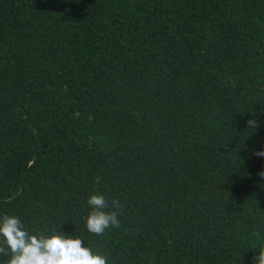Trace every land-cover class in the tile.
Masks as SVG:
<instances>
[{"label": "trees", "instance_id": "1", "mask_svg": "<svg viewBox=\"0 0 264 264\" xmlns=\"http://www.w3.org/2000/svg\"><path fill=\"white\" fill-rule=\"evenodd\" d=\"M260 150L264 0H0V218L108 264H253Z\"/></svg>", "mask_w": 264, "mask_h": 264}, {"label": "clouds", "instance_id": "2", "mask_svg": "<svg viewBox=\"0 0 264 264\" xmlns=\"http://www.w3.org/2000/svg\"><path fill=\"white\" fill-rule=\"evenodd\" d=\"M247 127L255 129V119L247 121ZM254 156L264 157V150L254 151ZM264 177V171L258 173ZM100 182V177L95 183ZM91 208L86 217V229L89 233L103 236L110 227L121 226L118 219L122 206L117 199L109 201L99 191L87 201ZM0 255H9L7 264H108L107 258L99 252H93L90 245L84 246L80 236H68L53 228L50 234L43 231H27L22 221L14 215L0 218ZM253 264H264V248L253 257Z\"/></svg>", "mask_w": 264, "mask_h": 264}]
</instances>
